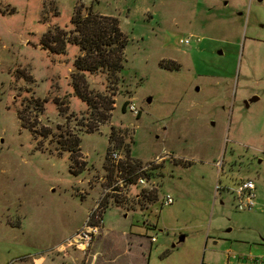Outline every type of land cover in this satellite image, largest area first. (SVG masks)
Returning a JSON list of instances; mask_svg holds the SVG:
<instances>
[{
  "label": "rangeland",
  "instance_id": "374dc122",
  "mask_svg": "<svg viewBox=\"0 0 264 264\" xmlns=\"http://www.w3.org/2000/svg\"><path fill=\"white\" fill-rule=\"evenodd\" d=\"M89 9L116 18L126 38L116 81L79 75L75 45L41 48L49 28L67 33L74 13ZM143 166L144 186L125 180L112 190ZM248 178L255 206L238 210L232 191ZM166 195L172 204H162ZM138 207L149 208L125 211ZM92 212L103 232L151 225L147 236L168 252L153 247L149 264H180L178 250L202 235L198 264L216 237L231 240L223 244L234 263L258 255L264 0H0V264H90L91 246L68 253L62 241Z\"/></svg>",
  "mask_w": 264,
  "mask_h": 264
},
{
  "label": "trees",
  "instance_id": "16d2710c",
  "mask_svg": "<svg viewBox=\"0 0 264 264\" xmlns=\"http://www.w3.org/2000/svg\"><path fill=\"white\" fill-rule=\"evenodd\" d=\"M70 22L73 28L67 33H63L62 29L49 28L40 39L41 48L53 54H63L66 44L75 45L80 54L75 57L74 68L79 75L84 72L102 73L116 81L117 74L123 69L127 43L116 18L95 14L90 9L82 15L77 10ZM68 34L72 36L65 39L63 36ZM73 89L76 95L82 93L78 83L73 84ZM21 119L24 120V117L21 116ZM143 174L146 178L151 176L149 171ZM138 177L140 173L128 174L126 183H136Z\"/></svg>",
  "mask_w": 264,
  "mask_h": 264
},
{
  "label": "crops",
  "instance_id": "0c3cea01",
  "mask_svg": "<svg viewBox=\"0 0 264 264\" xmlns=\"http://www.w3.org/2000/svg\"><path fill=\"white\" fill-rule=\"evenodd\" d=\"M147 208L140 209L138 207L134 209L131 208L130 210L128 211L125 210V211L127 213H130V212L134 213L135 211L143 212V211H146ZM150 227L151 225H148L147 228L145 229L143 228L142 231L140 232L121 231L120 234H115L112 231L103 232V225L101 222V228H100L99 234L95 236L94 240L92 241L90 245L91 246L90 248L91 258L89 259L91 261L89 263L90 264H149V259L151 257V251L153 247L157 251V254L160 252H162V254H165L166 252H168V248L164 244V241L163 243H161V241H158L157 238H155L153 242L150 241V238L152 236H147V232H146L147 229H149ZM77 228L78 227L74 228L72 234L75 232ZM152 228H155L156 230V224L153 225ZM182 236H183L182 241H179V240L175 241L174 238H171V242H173L172 248H176L185 242L187 237L186 235H182ZM69 237L65 238L62 241V243H64ZM202 240H203V235L201 237L200 242L195 241L196 243L195 246H192V243H191L187 246L181 247L180 250H178L179 251L178 253L181 258L180 264H198V253L200 252V247L202 246L201 245ZM206 240H209V239L206 237ZM230 241L231 240H229L226 237H222V238L216 237V240L213 241L212 247L209 253L207 254L206 258H205V252H204L203 261L200 264H215V261H217L216 264H242L241 261L237 263L233 262L234 261L233 259H235V257L229 255L230 249L232 248V247H229L230 244L228 245V247L224 246L223 243H229ZM206 246L207 244L205 243V251H206ZM216 246L223 249V251L221 252L219 251L221 255L220 256L217 255V257L215 256L216 254L214 250ZM66 249L68 253L70 251H75L79 253L85 252L75 247H66ZM256 252H258V255L252 258H262V264H264V239H262L261 243L258 244ZM252 258L248 260L249 264H251L250 262ZM76 262H77V258L75 257L73 258V261L70 263L76 264Z\"/></svg>",
  "mask_w": 264,
  "mask_h": 264
},
{
  "label": "built area",
  "instance_id": "2783aa9c",
  "mask_svg": "<svg viewBox=\"0 0 264 264\" xmlns=\"http://www.w3.org/2000/svg\"><path fill=\"white\" fill-rule=\"evenodd\" d=\"M180 43L188 44L189 39H181ZM128 110L133 114H137L138 112L133 103L128 104ZM110 158L112 159V162L117 163L118 155L116 152H113ZM147 169H149L148 166H143L136 173L147 171ZM123 183H125V179L115 180L113 182L114 188L112 187V190L120 192L123 187ZM136 184L142 187L145 185V180L140 176L138 177ZM254 189V183L250 179L240 180V182L237 183V186L232 192L234 194L235 206L238 210H251L254 208L256 199ZM172 203L173 199L170 195H166L162 200L163 205H169ZM92 220L94 221L92 222ZM101 222L102 219L98 214H94V212L88 214L84 224L64 242V245L66 247H75L81 251H86L95 236L99 234ZM154 240V237L150 238V241L153 242ZM251 264H262V258H252Z\"/></svg>",
  "mask_w": 264,
  "mask_h": 264
},
{
  "label": "flooded vegetation",
  "instance_id": "af4514ba",
  "mask_svg": "<svg viewBox=\"0 0 264 264\" xmlns=\"http://www.w3.org/2000/svg\"><path fill=\"white\" fill-rule=\"evenodd\" d=\"M195 72L197 73L198 76H199V75H201V76H203V77H205V76H210V75H208V74H205L206 72L202 71L198 66H195Z\"/></svg>",
  "mask_w": 264,
  "mask_h": 264
},
{
  "label": "water",
  "instance_id": "95a60500",
  "mask_svg": "<svg viewBox=\"0 0 264 264\" xmlns=\"http://www.w3.org/2000/svg\"><path fill=\"white\" fill-rule=\"evenodd\" d=\"M255 100H257V97H256V96H253V97L250 99V101H255ZM149 101H150V98L147 99V102H149ZM178 240H179V241H182V240H183V236H180Z\"/></svg>",
  "mask_w": 264,
  "mask_h": 264
}]
</instances>
